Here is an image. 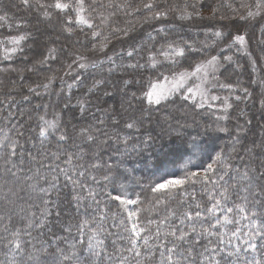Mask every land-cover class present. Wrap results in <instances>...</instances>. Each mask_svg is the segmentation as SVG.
Returning a JSON list of instances; mask_svg holds the SVG:
<instances>
[{
	"label": "trees",
	"instance_id": "16d2710c",
	"mask_svg": "<svg viewBox=\"0 0 264 264\" xmlns=\"http://www.w3.org/2000/svg\"><path fill=\"white\" fill-rule=\"evenodd\" d=\"M148 2L153 9L143 7ZM35 3L32 0L29 9L21 0H0V16L5 17L0 20V264H60L58 249L73 256L67 264H136V259L158 264V253L145 261L143 255L135 258L126 250L130 245L125 228L130 223L125 208H139L143 224L151 221L152 233L146 235L156 252L161 240L154 233L161 220H169L159 224L164 233L185 212L205 215L212 206L209 196L225 184L231 199L222 203L211 222L245 196L248 212L256 215L249 220L230 214L236 223L212 229L218 236L208 237V247L217 249L219 264L262 260L264 239L251 236L254 226H264V11L248 16L245 5L254 0H85L82 16L93 26L73 23L69 31L65 14L49 9L45 16ZM158 11L165 15L156 19ZM70 15L75 21V12ZM22 35L27 38L12 43ZM169 45L182 48L184 55L165 57L162 50L170 52ZM133 46L138 54L128 57ZM149 57H154L155 67ZM213 57L207 100L184 95V87L159 104L146 99L154 83L196 76ZM132 64L137 67H129ZM41 116L58 125L45 137L39 136L45 126ZM129 122L134 124L131 129L126 127ZM82 129H90L96 141L85 140ZM65 132L69 138L58 142ZM12 144L22 147L6 162ZM66 153L82 155L79 162L86 166L98 165L89 172L99 184L82 179L99 193V206L91 199L82 206L79 185L63 175L52 187L59 168L69 169L74 178L80 170L64 163ZM210 163L214 171L206 172ZM47 165L59 168L53 172ZM193 172L197 176H191ZM244 172L248 179L242 178ZM205 175L223 179L206 184ZM173 179L185 183L152 191ZM242 186L258 192L259 199L238 192ZM112 195L137 204L121 205ZM86 219L88 225L78 231ZM34 221L42 226L28 228ZM195 223L198 232L208 227L207 221ZM9 241L21 243L23 251ZM245 241L256 244V250ZM143 244L140 240L136 250L143 252ZM198 250L209 256L204 247ZM94 251L101 256H93ZM195 259L209 264L202 256Z\"/></svg>",
	"mask_w": 264,
	"mask_h": 264
},
{
	"label": "snow or ice",
	"instance_id": "6c2138e0",
	"mask_svg": "<svg viewBox=\"0 0 264 264\" xmlns=\"http://www.w3.org/2000/svg\"><path fill=\"white\" fill-rule=\"evenodd\" d=\"M21 4L25 6L26 8H33L32 0H21ZM100 7H103V5H99ZM144 8L147 9H153L154 4L152 2H148L143 4ZM245 7L249 8L248 16H254L260 14V12L264 11V0H254V3L252 5H245ZM35 8L42 11L45 16H49V9L55 10L58 14L63 13L68 18L64 20V24L68 26V30H71V26L73 23L76 24H87L88 27H92L93 25L88 22V20L84 19L82 16V13L86 11L85 7V0H70V2H65V0H53V2H47V0H36ZM89 8H91L92 11H95V7H92L89 5ZM255 8L256 11H252L251 9ZM139 11V9H136ZM75 12L76 19L73 21L71 18L70 13ZM165 15V13L162 12H156L155 17L156 19H159L161 16ZM4 16H0V20L4 19ZM216 36H220V33H215ZM26 36H20L19 38H13L12 43L19 44L21 40H25ZM237 40L243 41L242 36H237ZM169 48H171L170 52H165L162 50V54L165 57H168L170 55H176V56H183L184 50L182 48L172 47L169 45ZM138 54V49H136L134 46L131 51H128L126 55L128 57H133L134 55ZM150 60H152V67L156 66L154 57H149ZM216 60V57H213L211 61L208 63H213ZM143 67V65H140ZM79 67L83 68L84 65L81 64ZM129 67H137V65L132 64L129 65ZM99 83V82H98ZM127 84L128 81H125ZM47 86V85H45ZM69 87H72V85H69ZM152 87H155L153 85ZM29 91H34V89H29ZM190 91V89H189ZM154 93L148 92L145 94L146 99L149 103H156L159 104L161 99L164 98L162 96H157L155 100H153ZM41 121L44 122L45 126L40 127L39 129V136L45 137L46 135H49V130L51 129L53 132L56 130L58 125L54 122L46 121L44 116H41L39 118ZM100 123H103L100 121ZM114 125H118V121H113ZM126 127L131 129L134 127V124L129 122L126 124ZM81 134L84 135V139L89 142H95L96 137L91 134L90 129H82ZM20 135H23L22 133ZM102 135L107 136V133H102ZM67 133H63L59 135L58 142H63L68 139ZM0 147H3V145H0ZM22 146L18 144H12L10 146L11 150L6 154L5 160L6 162H9V158L15 157L17 155V149ZM33 160H35V157H32ZM55 159H59V156H56ZM83 160V156L79 154H65L64 163L67 165H72L74 169H80L76 177L74 178L72 175L69 174V169L67 168H59V165H56L55 168L52 167V165H47L53 172H56V168H59V172L53 176L52 178V187H55V181L59 178L60 175H63L66 180L73 183L74 185H79L81 189V196L80 201L81 205L83 206V201H87L91 199L93 202L99 206L100 201L97 199L99 196L98 192H95L84 179V177H87L91 181H93L96 184H99L100 181L96 179L95 176H92L89 172V169H95L98 167L97 164L91 163L89 165H84L80 163L79 161ZM217 163L220 162L219 156L217 157L216 161ZM225 168L229 167V165H224ZM206 172H211L213 170L212 164H208L207 169H205ZM191 176L195 177L197 176L196 172H193ZM243 179H248V173L244 172L242 174ZM105 180L108 179V177L104 178ZM204 183H211L213 185H217L218 181L223 179V176H218L217 179L213 180L208 175H205L203 178ZM185 183L184 179H173L165 181L164 183L157 184L156 187L152 189L153 192H158L165 188H176L177 186H183ZM221 190L219 192L213 193L209 196V199L212 201V206L206 208V214L202 215V213L199 210L196 211H188L183 213V219H179L178 224H170L169 230L167 232L161 233L159 224L169 223V220L167 217H165L164 220H161L159 224L156 227L154 237L158 240H161V244L156 246V252L151 251V247L149 246L148 240L149 237L146 235V233H152V227H151V221L148 222V224H143V222L140 220V209H127L125 208V211L127 212V220L130 223V227H126L125 231L129 233L127 236L128 244L130 245L129 248L126 250L131 252L135 258H139L142 255L144 256L145 261H152L156 258L157 253L159 254L160 259L158 260V264H184V261H190L191 264H198L196 261V256H202L203 260L209 261V264H219V261L215 259V255L217 253L216 248L208 247V245L212 244V241L208 239V237L218 236V232H213L212 229H218L221 227H226L229 224H234L236 221L230 214H241L244 219H249L256 215L255 212L249 213L246 204L248 203L247 197H243V202L241 204H234L233 207H227L223 209V215L220 217H217L215 219V222H211L213 217H216V211L221 209V205L224 201H227L231 199L232 193L229 191V187L225 184L223 186H220ZM232 188L236 190V185H233ZM248 191L250 194L254 195L255 199H259V193H251V190L247 186H242L238 189V192H245ZM218 197V198H217ZM111 199L118 201L121 205H136L137 201L134 199H128L125 196L122 195H112L110 197ZM197 209H199V205L196 206ZM34 215V214H33ZM173 217H176V213H172ZM105 215L103 213L100 214L99 219L103 220L105 219ZM96 218L93 217V222H95ZM195 221H201V224L203 222H208V227L203 228L202 231L197 230V226ZM185 222H187L186 227H181V225H184ZM89 221L86 219L83 221L82 224H79L77 226L78 231H83L84 228L88 225ZM123 223V221H121ZM33 226H42V222H30L27 224L28 228H32ZM233 235H235V232H233ZM163 237V238H162ZM200 237H203L205 240H207V245L201 244ZM162 238V239H161ZM257 238L264 239V226H254L253 227V234L251 236V239L255 240ZM124 239V237H122ZM143 240V252L137 251L136 249L140 247L139 241ZM220 242L223 243V239L220 238ZM9 243L15 244V249L19 251H23V247L21 243H17L16 241H9ZM245 243L248 244V248L252 249L253 251L256 250L257 245L254 243H249L248 241H245ZM91 247V245H89ZM160 247H163L165 251L160 252ZM199 247H204L205 252L209 253V256H203V253L199 252ZM60 255L57 257V260L60 262V264H67V262H70L73 259V256L70 255L66 250H57ZM239 251V250H237ZM93 256L100 257V252H93ZM227 255H231V253H228ZM264 260V258H262ZM262 260H257L255 257H253V260L248 262V264H262ZM136 264H141L139 259H136ZM199 264H203V262H199Z\"/></svg>",
	"mask_w": 264,
	"mask_h": 264
},
{
	"label": "rangeland",
	"instance_id": "374dc122",
	"mask_svg": "<svg viewBox=\"0 0 264 264\" xmlns=\"http://www.w3.org/2000/svg\"><path fill=\"white\" fill-rule=\"evenodd\" d=\"M214 69V64L208 63L196 76L193 74L185 76L180 75L156 82L153 84L155 87H151L150 92L154 93L153 99H156L157 96L167 97L175 93L180 87H184V95H191L199 100H207L210 96L208 94L209 87H207L206 84L210 81ZM190 77L192 79L188 82ZM211 86H213V84Z\"/></svg>",
	"mask_w": 264,
	"mask_h": 264
}]
</instances>
